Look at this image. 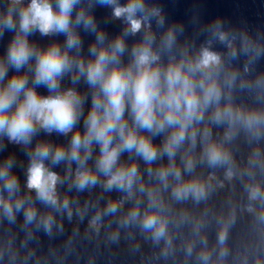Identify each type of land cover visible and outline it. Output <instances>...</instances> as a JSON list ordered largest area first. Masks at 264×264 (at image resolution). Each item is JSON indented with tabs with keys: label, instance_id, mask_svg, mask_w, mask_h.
Returning a JSON list of instances; mask_svg holds the SVG:
<instances>
[{
	"label": "clouds",
	"instance_id": "1",
	"mask_svg": "<svg viewBox=\"0 0 264 264\" xmlns=\"http://www.w3.org/2000/svg\"><path fill=\"white\" fill-rule=\"evenodd\" d=\"M20 0H14L19 3ZM103 3L112 4L114 0H102ZM76 0H59V13H54L48 0H31L27 8L20 12V29L27 34L31 28L37 27L39 31L47 35L50 32H68L67 45L69 48L78 46V38L69 30V14ZM143 6L138 3H130L126 7L117 6L114 8V15L121 17L127 14V21L130 24V30L135 33L141 28V20L134 19L138 8ZM90 20L85 21L88 26ZM5 26L13 28L14 24L9 16L5 20ZM99 40L103 36L98 37ZM171 39V35L169 36ZM220 39L224 36L221 34ZM123 42L117 39L113 46L112 53L101 49L96 55L94 62L87 65V81L90 85L99 83L104 99L99 96L94 97L93 107L86 120V132L81 136L77 131L71 139V150L67 154L69 161L75 160L83 164L90 152V146L95 140L101 146L100 157L97 166L108 177L106 188L113 186L120 190H128L131 195V189L138 170L135 165L129 168H120L115 172L113 166L118 160L122 149L129 152L135 150L146 162L151 163L157 158V149L146 138H138L133 131L126 133V124L123 122L125 109V96L128 94L131 100V111L134 116V122L140 128H146L152 132L162 131L166 125L174 126L178 130L173 131L164 144V153L169 158L175 156V149L184 142L189 125L194 120L202 119L201 100L197 96L196 85L191 79V74L211 65L219 64L220 58L217 54L203 49L202 55L194 65L190 64L187 73L182 71L181 66L169 67L164 75L163 83L158 69H152L150 64L158 59L154 56L147 45L134 49L135 63L137 73L132 75L131 71L123 72L113 69L106 74V65L116 58L118 52H122ZM95 52V49H93ZM31 55V49L26 39L17 38L9 50V61L19 69L27 63ZM71 61L67 53H61L59 47L52 46L48 50L37 55V64L35 69L36 83L44 84L50 91L58 87V77L69 69ZM79 69L84 71L83 62L79 63ZM4 74V69L0 68V76ZM26 78L13 77L6 89L0 91V131H6L9 139L15 142L27 143L31 134L35 131L34 124H39L41 128L48 131L56 130L67 134L72 131L73 125L77 120V108L81 101L79 96L73 90H68L63 94L40 97L34 89L25 90ZM201 87L204 88L203 104L207 105L213 99H219V90L214 84L204 86L201 81ZM23 92L24 99L17 106L15 112L9 117L7 109ZM159 110L162 118H157ZM220 113L217 112L216 118L220 119ZM113 133H118L121 138V144L110 147ZM193 143L195 142V133L191 135ZM84 148L85 157L80 156V149ZM50 155V149L47 145H38L32 163L28 169L27 187L35 189L38 198L46 204L57 206L56 184L59 179L56 173L48 171L43 163ZM54 163H58L66 158V153L62 147H57L51 156ZM208 163L212 166L225 163L227 156L223 154L215 145L207 150ZM191 161L187 167L191 168ZM5 178V188L12 194L17 189V180L15 177H9L7 170L0 173ZM161 180H167L168 171L161 169L159 171ZM179 178V170L175 172ZM231 176V172H228ZM97 178L89 171L77 172L76 187L83 190L89 185H95ZM189 194L196 200L205 195V189L202 184L193 182L177 187L174 195L177 199L186 198ZM259 189L251 190V198L256 199ZM22 201L17 200L16 210L22 207ZM0 207H3L5 214L13 218V205L10 201L0 198ZM62 207L68 210L69 217L71 209L67 199L63 201ZM117 210L115 203L109 204L107 211L114 213ZM35 211L29 209L25 213V218L31 222L35 218ZM138 213L133 211L130 216L132 219L137 217ZM99 219V215L92 221L93 224ZM127 222V221H125ZM46 231L51 230L52 217H47L44 222ZM142 227L145 230L153 231L155 239H159L165 234V226L158 222L155 215H146L143 219ZM224 233L221 232L220 240H224ZM207 257H205L206 259Z\"/></svg>",
	"mask_w": 264,
	"mask_h": 264
}]
</instances>
